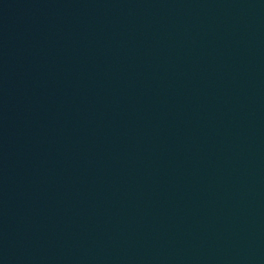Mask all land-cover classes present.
I'll list each match as a JSON object with an SVG mask.
<instances>
[{
    "label": "water",
    "instance_id": "water-1",
    "mask_svg": "<svg viewBox=\"0 0 264 264\" xmlns=\"http://www.w3.org/2000/svg\"><path fill=\"white\" fill-rule=\"evenodd\" d=\"M0 264H264V0H0Z\"/></svg>",
    "mask_w": 264,
    "mask_h": 264
}]
</instances>
